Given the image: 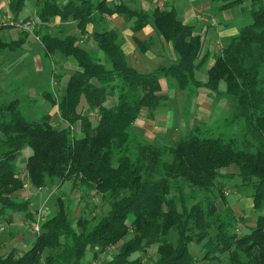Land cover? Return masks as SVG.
Listing matches in <instances>:
<instances>
[{
	"label": "trees",
	"instance_id": "16d2710c",
	"mask_svg": "<svg viewBox=\"0 0 264 264\" xmlns=\"http://www.w3.org/2000/svg\"><path fill=\"white\" fill-rule=\"evenodd\" d=\"M26 1L11 0L15 20ZM212 1L224 3L220 9L241 2ZM250 3L252 23L227 42L202 82L196 77L208 60L201 59L202 37L174 8L145 12L105 1L41 2L38 21L45 32L37 31V36L46 56L60 53L77 69L60 100L48 92L42 95L55 110L58 127L50 111L29 121L20 100L0 107V221L12 223L19 213L29 222L36 219L31 202L19 197L24 175L38 190L72 182L86 195L94 191L110 201V211L98 221L81 214L75 223L63 208L49 214L32 248L21 256L14 249L0 252V264H82L87 252L98 260L114 247L117 252L107 264H141L153 247L158 254L154 264H264V0ZM95 13L133 19L134 32L152 25L172 44L175 64L140 73L129 66L115 32L93 34L100 57L82 48L77 36L59 29L52 33L48 27L59 17L63 24L78 22L85 29L94 23ZM162 76L172 78L179 90L194 85L216 96L224 83L225 96L236 102L226 131L197 125L161 146L140 141L132 128L141 111L147 109L151 119L166 105ZM235 124L242 125L238 133L230 132ZM27 147L33 153L20 172L16 161ZM227 169L233 172L223 174ZM233 178L251 187L256 214L254 227L242 236L235 233L233 211L217 207L219 199H226L224 183ZM193 245L202 256H194ZM135 254L143 257L133 259Z\"/></svg>",
	"mask_w": 264,
	"mask_h": 264
},
{
	"label": "crops",
	"instance_id": "0c3cea01",
	"mask_svg": "<svg viewBox=\"0 0 264 264\" xmlns=\"http://www.w3.org/2000/svg\"><path fill=\"white\" fill-rule=\"evenodd\" d=\"M31 0H27L23 11L20 13L19 17L22 14H25L26 18L23 22L32 15H27V10L31 11V13L38 16L41 9V2L43 0H35V3H29ZM71 0H57V4L65 5ZM95 3L105 1L107 4H125L130 10H143L145 12H151L155 9L159 10H170L172 8L176 9L173 5L171 6L167 1L165 2L166 7L163 6L158 7V0H94ZM10 2L11 0H0V20L2 19H10L14 20L16 23H20L18 19H14L11 11H10ZM211 3L214 1L210 0ZM162 4V3H161ZM232 8L228 9H220V7L214 9V11L222 10V12H228ZM177 10V9H176ZM178 12V10H177ZM179 13V12H178ZM180 16V15H179ZM180 18V17H179ZM94 23L89 24L85 29H81L78 22H68L63 24L60 18H56L53 22L48 26L53 30H62L63 32L69 31L71 34L77 36L82 48L88 50L89 52L99 55L97 44L93 38V34L96 31H113L120 38V45L122 47L123 52L127 57V62L130 67L134 68L140 73H152L159 68L169 67L172 64H175L177 57L174 52L173 46L170 42H167L157 30L154 29L152 25H148L143 30L134 32L133 25L134 20H129L124 15H101L99 13H95L94 15ZM186 25H194L195 33L199 34L202 37L203 44L204 39L207 37L210 29H216L218 34V42L214 43L213 48L202 51L201 59L204 56H208V60L205 65L199 69L196 73L197 79L202 82H205V77L208 78V73L206 71V66L212 67L215 63L217 56L220 54L224 46L227 42L238 35L236 31H233L230 28L228 23L219 24L212 17L203 14L202 12L196 11L194 8L190 9L183 14V18L181 19ZM40 23V21H39ZM41 26V25H40ZM44 29V26H41ZM244 28V27H243ZM242 28V29H243ZM20 29V28H19ZM241 29V30H242ZM3 30H0V32ZM21 31H25L22 30ZM239 34V33H237ZM58 58L59 61L56 62V68L58 71L55 72L56 76L59 75V66L58 64L63 60ZM69 69L65 68V73H63L62 78L59 77V81L57 77L54 79V85L56 86V98L60 100L63 95L67 81L69 77L76 71L77 67L74 62H68ZM55 68V70H56ZM69 73V74H68ZM57 80V81H56ZM160 85L162 89V95L167 97L166 105L155 112L154 118L148 117L147 109H143L141 114L135 124L133 125V133L140 141H144L151 144L156 145H164L169 141H176L180 138L184 137L182 129H192L194 126H200L201 128H213L215 131L220 129L221 123L227 121L228 123L231 121L233 115L236 112V106H232L231 109L233 112L230 118H223V112L225 111V104L231 103L234 101L230 99V97H226L224 92H221V95L216 96L210 94L208 91L204 89H197L194 85L189 86L185 90H179L173 81L172 78L168 76H162L160 80ZM226 90V87H225ZM111 106L115 103L114 99L109 100ZM235 105V104H234ZM55 109V108H54ZM191 112H190V110ZM55 111V110H54ZM231 111V112H232ZM231 115L230 113H228ZM57 117V116H56ZM91 117H95L91 114ZM98 120V119H97ZM189 130V131H190ZM233 172V170L227 169L222 173L227 175ZM27 187V186H26ZM49 189V188H48ZM47 189V190H48ZM47 190H38L33 188L30 184L27 189H24L22 193H29L30 201L36 196L38 197V202L35 204L31 202L32 205V213L37 217V213L40 211V208H36V204H40L44 199L48 198L50 192L47 194H43V191ZM84 194V193H83ZM230 195V194H229ZM228 195V196H229ZM19 197H22L19 195ZM82 197V196H81ZM243 199H240L239 203H241ZM225 203V204H224ZM243 203V202H242ZM220 204H224L223 208L220 207ZM245 208L249 210L253 208V201L250 198L247 201V204H244ZM217 207L220 212L225 211L227 208L231 209L234 213V216L239 220L241 218V214L237 213L241 211L236 207H234L225 199V202L217 201ZM253 212V209L252 211ZM54 213V212H53ZM246 213V212H244ZM254 219L249 222L248 228L253 227V223L256 222V214H253ZM248 218L250 216L248 215ZM11 225L13 228L19 232V235L15 237V239L10 242V246H7L6 251L9 252L14 250L18 251L19 256L26 252L32 244V242H28L24 237V234L27 233L26 229H29V221L26 220L25 215L21 216H13ZM242 224L244 223L241 220ZM248 223V221H246ZM246 225V224H245ZM2 231V229H0ZM243 233V232H242ZM244 235V234H243ZM33 246V245H32ZM1 252V251H0ZM93 264V263H92Z\"/></svg>",
	"mask_w": 264,
	"mask_h": 264
},
{
	"label": "rangeland",
	"instance_id": "374dc122",
	"mask_svg": "<svg viewBox=\"0 0 264 264\" xmlns=\"http://www.w3.org/2000/svg\"><path fill=\"white\" fill-rule=\"evenodd\" d=\"M164 1H167L171 6L174 5L176 7L179 12L180 19L183 18L184 12L194 8L196 11L212 17L219 24L228 23L230 28H232L233 31H236L235 35H239L243 27L252 23L250 0H240L241 2L232 6V9L228 12H222V10L214 11V9L224 4L221 1L211 3L210 0H158V2L162 3L164 8L166 7ZM29 3H35V0H31ZM26 12L27 15H32V17L26 20L34 26L32 33L28 32L29 35L24 37L21 33V29L16 26H7L1 29L3 31L0 32V107L5 106V104L7 105L14 100H20L21 109L29 121L39 120L41 119L42 114L50 111L51 114H53L52 123L55 127H58L60 125L58 123V117H56L55 111L51 108L48 101L42 97V95L44 92H48L55 97L57 96L55 89L56 86L54 85V71L56 68L55 61H59L58 58L61 57V54L57 53L51 57L46 56L44 47L42 46L40 40L38 41L36 39V37L40 38L39 35L37 36V31H45H43L40 26L38 16H35V14L31 13L29 10ZM25 18V14H22V16L18 17V20L22 23ZM12 21L14 22V20ZM52 33L55 32L53 31ZM66 34H71V32L66 31L65 35ZM23 38L25 41L22 45L20 44V40ZM216 42H218L217 31L216 29H210L207 37L204 39L203 50L205 51L207 49L208 51V49L213 48V45ZM60 59L63 60L58 64L60 71L59 75L62 78L63 73L66 71L65 68L69 69L70 66L66 59ZM205 69L208 73L210 67L206 66ZM56 71H58L57 68ZM204 79L207 80V77ZM220 91L225 92L224 83L221 84ZM230 99L233 100L232 98ZM233 101V104H225V111L227 113L223 112V118H230V116H232L234 111H232L231 107L236 106L235 100ZM226 124H228L227 121L221 123L220 129L217 132L226 131V128H224ZM227 128L230 129L229 126H227ZM241 129L242 125L235 124L230 132L238 133ZM189 130L190 129H182L183 136H186ZM75 134L78 135L77 132H75ZM32 153V149L27 147L19 155L16 165L20 172H24L25 161L32 155ZM22 178L25 184L24 189H27L30 183L25 175ZM224 184L225 186L223 188V192L225 190H230L231 192L229 196L225 195L227 201L234 207L233 209L236 210V207L241 209V211L237 212L238 214L240 212L241 218L239 217L235 227V233L240 236L247 234L251 230V228H248V224L254 219L253 214L255 213L251 212L253 208L249 210L248 208H245L244 204H247V201L251 198L252 189L248 186H240L241 181L239 178L229 179L228 182ZM48 188V190L45 189L47 191H43V194L49 195L48 193L52 190L49 197L44 199L43 202H40V204H36V208H40V211L37 213V216H41L40 224L49 214L58 212L62 208L64 210L71 211L68 213L71 214V220L73 223H75V220L79 218L81 214L89 215L90 218L95 217L96 221H98L110 211L109 200L103 199L101 195L94 191L90 192L89 195H86L82 190L75 188L72 182H56ZM19 194L22 196L20 198L23 199V201H30L29 198L31 195L29 193L27 194L21 192ZM37 199L38 197L36 196L30 202H33L34 204L36 202L39 203ZM240 199H243V203H239ZM219 200L221 202H225L224 199ZM223 205L220 204V207ZM86 208L87 210L85 213L83 209ZM24 215L25 213L16 214V216L21 217ZM248 215L250 218H248ZM241 220H243V224ZM246 221H248V223H246ZM30 223L31 222H29V224ZM254 225L255 223H253V227ZM28 227L29 229H26L27 233L24 234V237L28 242L34 243L37 234L29 225ZM0 229H2V231H0V251L1 254L6 255L9 252L8 250L6 251L7 246H10V242H12L15 237L19 235V232L16 231L13 228V225L8 223L6 220L0 221ZM32 245L26 249V252L32 248ZM116 250L117 248L114 247L111 250L100 254L98 260H93V253L87 252L82 264H107L108 259H110L111 256L117 252ZM193 254L197 258L202 256L200 248L196 245H193ZM141 257H143L142 254H135L132 258L136 259ZM157 258V247H153L149 251L148 256L143 258V262L141 264H154Z\"/></svg>",
	"mask_w": 264,
	"mask_h": 264
},
{
	"label": "built area",
	"instance_id": "2783aa9c",
	"mask_svg": "<svg viewBox=\"0 0 264 264\" xmlns=\"http://www.w3.org/2000/svg\"><path fill=\"white\" fill-rule=\"evenodd\" d=\"M162 6L161 2H158V7ZM7 26H16L22 30H25L27 32H31L34 29V26L32 23L29 22H22V23H16L13 22L10 19H2L0 20V30L7 27ZM36 39L39 41V38L36 37ZM225 195L228 196L231 194L230 190H225L224 191ZM40 219L41 216L38 215L34 221H32L29 226L34 230V232L38 235L40 233Z\"/></svg>",
	"mask_w": 264,
	"mask_h": 264
}]
</instances>
